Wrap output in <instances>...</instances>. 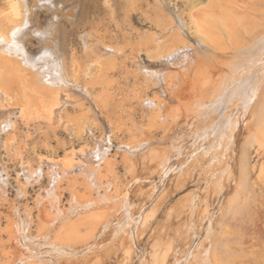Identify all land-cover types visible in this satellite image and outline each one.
Returning a JSON list of instances; mask_svg holds the SVG:
<instances>
[{
	"label": "rangeland",
	"instance_id": "374dc122",
	"mask_svg": "<svg viewBox=\"0 0 264 264\" xmlns=\"http://www.w3.org/2000/svg\"><path fill=\"white\" fill-rule=\"evenodd\" d=\"M239 1L65 0L66 3L64 0L58 1L59 8L56 9V29H54L57 42L55 45L58 49L59 47L62 49L67 59L69 77L74 75L71 62L76 61L75 75L77 80L79 78L78 85L83 88L80 89L77 85L73 87L77 91L74 89L70 91V95L73 93L72 96H75L79 103L69 104L66 107L60 124H50L41 118L28 121L21 116L20 109L28 103V100L34 99L37 93L35 86L32 85L33 74L14 71L2 74L7 76V78L2 76L3 80L12 82L15 80L8 87L7 99H9V108L16 113L17 124L15 131L2 135L0 141V163L8 166L9 174L6 194L0 192V264H27V262L20 263V259L12 250L13 225L26 218L24 214L26 210L31 211L29 212L32 218L30 234L38 237L46 230L44 229L46 225L39 218L40 208L38 205V208L36 207V197L39 194H46L45 189L50 187L49 178H43L41 180L43 184L29 185L28 196H21L20 188L17 186L21 183L17 177L21 175V182H25L21 171L22 164L30 162L33 167H37L42 156L56 160L70 157L72 151L94 146L95 140L102 136L111 137L112 142L108 141L111 145L109 159L111 163L113 162V167L102 165V174L105 181L110 180L113 186L116 185L108 192L112 200L107 201L109 203H101L94 208L96 212L93 210L92 213L98 212L100 216L105 214L107 220L112 221L111 219L114 218L117 222L122 218V211L118 209H122L121 201L126 196L127 201L132 205L130 210L135 214L134 217L141 215L143 220L149 223V229L144 233L140 232L142 228L139 232L133 230V244H131L122 235L114 236L112 226L105 233L99 232L97 238H91L88 245L70 242L73 247L68 254L50 252V246L41 244L44 239L37 238L36 243H40L41 246L36 245V251L43 256L42 261L45 260L48 264H193L196 259L206 254L208 260L205 264H215V261H218L216 264H264V136L261 133L256 132L257 136L250 137L245 123L241 124L233 150L227 155L229 169L225 164L211 162L208 141L200 143V148L198 147L199 142L195 143V139L190 135L195 121L191 123L194 119L187 120L186 116L179 118L180 127H174L173 130H167L170 126L166 129L158 127L159 129L155 131V139H153L154 132L153 135L150 134V144L145 148L137 146L136 143L142 136L135 125L150 127L154 123L155 116L152 110L142 106L139 97L162 95L161 97L167 101L171 100L170 94H161V89L156 86L146 89L144 77L138 69L139 63L154 70L163 68L154 58L158 51L157 46L152 42L154 32L156 35L159 33L167 35L164 26L173 19L172 22L178 24L176 14H179L186 22L184 26L182 23L179 24L185 39L190 40V44H197V24L203 31L212 29L216 34L219 32V35L229 37L230 34L244 29L243 24L252 17L247 12L251 14V5L255 7V0H249L250 9L248 8L247 12L243 11L244 14L242 10L240 13L238 11L240 9L234 4ZM197 3L200 5L193 9V5ZM236 10L240 15L238 12L235 13ZM7 11L9 12L7 0H0V20L5 18ZM189 12L195 15L194 19H188ZM50 16L51 12L47 7L35 6L32 14L33 24L44 29ZM88 31L95 33L105 44L124 49V54H113L114 56L106 58L116 63V67L95 65L96 56L101 54L103 49L95 50V56L94 53L86 54L80 37L82 32ZM27 41L26 45L31 52L38 50L40 46L38 39L29 37ZM89 66L93 67V70ZM87 69L92 74L88 73ZM39 94L40 92L37 93ZM80 96L84 99L81 100ZM170 107L176 109L179 103L171 101ZM166 119L169 121V118ZM186 121L187 124H184ZM160 123L166 125L167 120L165 122L161 120ZM165 131L169 133L165 135ZM180 135H185V138L182 136V154L173 152L170 165L168 164L162 171L159 158L151 159L149 152L153 149L161 152L169 151L172 142L178 138L182 140ZM130 142H133L137 148L131 149ZM197 147L199 151L193 155ZM185 162L187 164L182 172L171 173L170 168H179ZM213 173H216L215 177ZM134 178L142 181L134 183ZM219 178H221L220 183ZM82 183L83 179L79 178L76 187L80 199L88 196ZM71 185V181L69 183L64 180L59 189L62 193L61 207L67 210L70 208L71 196L73 198L69 189ZM93 192V196H96L95 191ZM205 210L207 213L204 212ZM92 213L83 211L70 218L78 224V230L83 236L89 233V219L95 220V217L91 219ZM99 215L93 214L96 216V221L101 219ZM83 218L85 219L82 220ZM63 221L64 219L56 222L55 232L63 230L61 227L65 223ZM130 231L132 234V230ZM127 253L129 254L126 255ZM189 257L193 260L191 261ZM36 262L35 264H38V261Z\"/></svg>",
	"mask_w": 264,
	"mask_h": 264
},
{
	"label": "bare ground",
	"instance_id": "6f19581e",
	"mask_svg": "<svg viewBox=\"0 0 264 264\" xmlns=\"http://www.w3.org/2000/svg\"><path fill=\"white\" fill-rule=\"evenodd\" d=\"M58 1L59 0H7L9 12L7 11L8 14L5 18L0 20V141L2 135L10 134L15 131L17 124L15 120L16 113L9 108V99H7L8 87H10L15 80H13V82L11 80H3V72H31L34 76L32 78V85L35 86V92H40V94L37 95L36 93V98L34 97V99L28 100V103L21 107V116H23L25 120L29 121L31 119L33 121V119L41 118L47 120L50 124H60L62 113L66 110V107L69 104L76 105L77 102L79 103V101H77L78 99H75V96H72V92V95H70V91L74 89L73 87L79 84V78L77 80L75 75V67L77 66V63L74 60L71 62V66L74 67V75L69 77L67 71V59L62 52V49L59 47V49H61L60 51L56 47L57 42L54 35V29H56L55 20L57 18L56 9L59 8ZM254 3L255 7L250 4L249 0L248 2L246 0L234 2L235 6L240 9L238 10L240 13L241 10L242 13L243 11H248L249 6L251 5L252 15L249 14V11L246 12L252 17L250 21L248 20L244 24L242 22L244 26L242 31L237 33L234 32L230 34L229 37H223L222 35H219V32L216 34L212 29V31L208 29L203 31L201 26L196 23L197 44H190V40L188 41L185 39L179 24L182 23L184 26L186 22L179 14H176V16H178V24L175 22L178 27L172 22L174 19L172 21L170 20V22L164 26L165 30L168 32L167 35L160 33L156 35L154 32L152 42H154L155 46L158 48L154 58L156 62L163 66V68L154 70L143 63H139L138 69L144 77L146 89L151 86H156L158 89H161V94H170L171 100H168V102L165 98L161 97L162 95H159L158 97H151L149 95L139 97L141 98L140 102L142 106L152 110L155 116L153 118L154 123L151 126L149 125L150 127L135 125V127L140 130L142 136V138H138V142H136L137 146L145 148L150 144V134L154 133L156 129H159L160 127L166 129L170 126L171 128L169 127L167 130H173L174 127L179 126V118L186 116V118H188L187 120L194 119L191 123H194L195 121V125H191L193 128L191 131L192 134L190 135L195 139V143L199 142L198 147L201 145L200 143L208 141L210 148H207H209L208 153L211 156V162L215 164H225L229 169L230 165L227 161V155L233 150L236 143L237 133L239 132L242 123H245V127L249 132L248 136L253 137L257 134L256 132L261 133L264 136V0H255ZM62 4L60 5L62 6ZM39 5L47 7L51 12V16L44 29L35 26L33 24L34 21H32L34 7H38ZM199 5L200 3H197L193 5L192 8L194 9ZM238 11L236 10L235 13ZM240 13L238 12L239 15ZM187 16L190 17L188 19L195 18V15L192 12H189V15ZM29 37L36 38L40 41V46L34 53L31 52L26 45V41ZM80 38L86 54L90 53L92 55V53H94L95 56V50L98 51L103 49L101 54H97L95 65L97 64L99 66L100 64H103L114 68L116 67V63H112L106 58L117 54H124V49L105 44L93 32H82ZM164 48L167 49L164 51ZM75 60H77V58H75ZM90 69L93 70V67H90ZM87 72L92 74L89 69H87ZM22 80L25 81L24 79ZM17 83L19 84L18 79ZM13 86L16 87V85ZM81 88L83 87H80V89ZM17 89H19V87ZM21 89L22 87L20 90ZM10 91H12V89ZM87 91L89 90L87 89ZM82 98L83 97H81V100ZM25 100H27L26 97ZM171 101L178 102L179 107L176 109L170 107ZM173 105L175 106V104ZM166 118H169V121ZM161 120L162 122L167 120V124L164 125L163 123H160ZM184 124H187V121ZM191 126L189 125V127ZM167 133L169 132L165 131V135H167ZM155 134L156 132L154 133L153 139H155ZM182 136L184 137L185 135ZM182 136L180 135V137ZM162 137H164V135ZM183 137L182 140L181 138H178L176 139L177 142H172L169 151L161 152L153 149L149 152L151 159L155 160L159 158V166L162 167V171H164L171 162L174 156V154H172L173 152H177L180 155L182 154ZM166 138L168 139L170 137ZM109 140L112 142L110 136H102L100 139L95 140L94 146L85 147L80 150L78 149V151L75 152L72 151L70 157H65L61 160L42 156V158L40 157L38 165H36L37 167H33L30 162L22 164L21 171L25 177V182H21V175L17 177L18 181L21 183L20 185H17L20 188L19 194L21 196L27 195V188L29 185L32 186L34 184H39L45 177L49 178L50 187L45 189V195L39 194L36 197V207L38 205L40 208L39 218L46 225V228H44L46 229L45 232L43 231L40 233L38 237H33L30 234L32 218L29 213L31 211L29 210L24 212L26 218L23 219L22 222H16L13 225L14 227L12 229L14 230V234L12 238L14 240V245L12 250L15 252L16 257L20 259V263L27 262V264H35L37 263L36 261H38V264H48L46 263L47 261H42L43 256H40V254L37 253L36 245H48L50 246V252L52 253L68 254L69 250L73 247L70 242L88 245L91 238H97L99 232L103 231V233H105L107 229H110L112 226L114 236L119 237L122 235V237L131 242V244H133V230L139 232L140 228H142L140 232L144 233L146 229H149V223L144 221L141 215L137 218L134 217L135 214L130 210L132 205L127 201L126 196L124 200L121 201L122 209H118L122 211L121 220L118 219V221L115 222L114 218H112L111 220L114 221V223L107 220L105 214L102 215L101 213L102 217L98 212L92 213L94 208L101 203L112 200L109 197L108 192L111 190L113 182L111 183L110 180L105 181L104 175L102 174L103 164L108 167H113V162L111 163V159H109V157H111L109 156L111 155L109 154L111 149V145L108 143ZM130 143L133 144V142ZM128 144L126 145L127 147ZM132 144H129V147L131 149H136L137 147ZM198 147L193 152V155L199 151L200 147ZM126 154L128 153L126 152ZM186 164L187 162L179 168H170L171 173L182 172L186 167ZM217 166L219 165L217 164ZM7 167L3 163H0V192L3 194H6V187L9 182ZM196 170L197 167L195 171ZM222 170L224 169L222 168ZM225 170L227 171V169ZM231 173L232 172H230L229 175H231ZM215 174L216 173H213L212 175L215 177ZM79 178L83 179L82 184L88 192V196L86 198L83 197L82 199H80V197L78 198V189L76 187ZM219 179L220 180L217 181L220 183L221 178ZM64 180H67L69 183L70 181L72 182L69 189L73 194V198L71 196L70 200H72L71 204H69L70 208H68V210L67 208H62L63 206L61 207L62 193L59 189L60 184L63 183ZM133 181L135 183L142 180L134 178ZM213 181L214 180H212V182ZM41 184H43V182ZM93 191H95L96 196H93ZM102 191H104V193H102ZM183 208L181 209L183 210ZM64 209L67 211H64ZM195 209H192V211ZM83 211L91 212V219L95 217V220L89 219L90 224L88 225L90 230L89 233H87L88 235L84 236L81 235L82 233L80 234L77 227L78 224L75 223L73 219H70L71 216L77 215L79 212ZM207 211L205 210L204 212L207 213ZM195 212L192 213L195 214ZM93 214H97V216L99 215L101 219L96 221V216H93ZM132 215L135 219H133ZM87 216L89 215L87 214ZM63 219L65 221L63 226H61L63 230H57L58 233L55 232L54 228H56V222ZM84 219L85 218L82 220ZM58 229H60V227ZM130 230H132V234ZM210 230L212 229H209V231ZM209 233H207V235ZM37 238L44 239V242L37 244ZM91 247L92 246H90V248ZM205 250L207 251V249ZM206 251L204 252L206 253ZM208 252L210 253V251ZM128 254L129 253L126 255ZM41 255H43V253ZM187 259H185V261ZM190 260L192 261L193 258H190ZM207 260L208 257L204 254L203 257L196 259V262L193 264H205ZM215 262L217 263L218 261Z\"/></svg>",
	"mask_w": 264,
	"mask_h": 264
}]
</instances>
